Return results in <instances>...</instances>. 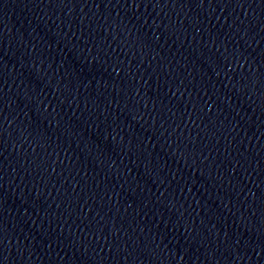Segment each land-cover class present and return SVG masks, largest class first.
I'll list each match as a JSON object with an SVG mask.
<instances>
[{
    "label": "water",
    "instance_id": "obj_1",
    "mask_svg": "<svg viewBox=\"0 0 264 264\" xmlns=\"http://www.w3.org/2000/svg\"><path fill=\"white\" fill-rule=\"evenodd\" d=\"M0 264H264V0H0Z\"/></svg>",
    "mask_w": 264,
    "mask_h": 264
}]
</instances>
